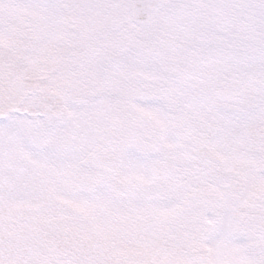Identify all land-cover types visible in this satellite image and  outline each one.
<instances>
[{
    "label": "snow or ice",
    "instance_id": "6c2138e0",
    "mask_svg": "<svg viewBox=\"0 0 264 264\" xmlns=\"http://www.w3.org/2000/svg\"><path fill=\"white\" fill-rule=\"evenodd\" d=\"M0 264H264V0H0Z\"/></svg>",
    "mask_w": 264,
    "mask_h": 264
}]
</instances>
